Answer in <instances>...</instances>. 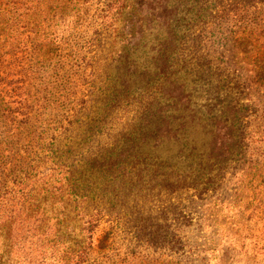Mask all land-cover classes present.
Listing matches in <instances>:
<instances>
[{
    "label": "rangeland",
    "instance_id": "rangeland-1",
    "mask_svg": "<svg viewBox=\"0 0 264 264\" xmlns=\"http://www.w3.org/2000/svg\"><path fill=\"white\" fill-rule=\"evenodd\" d=\"M110 1L0 0V69L9 75L0 87V135L16 141L31 125L55 128L72 108L71 95L89 91L86 84L89 107L98 104L100 111L113 89L108 79L127 76V61H136L139 72L156 71L169 44L166 31L156 27L140 40L116 42L111 21L102 26ZM197 16L182 13L166 71L186 84L191 101L165 111L157 89V117L128 146L148 169L116 185L125 206L113 213V229L107 222L90 232L77 225L72 244L92 249L84 264H264V28L238 29L211 12L197 25ZM152 77V86L166 84ZM26 94L28 105L40 103L30 110L32 123L21 126L22 116L10 114L21 106L11 102ZM137 107L111 120L128 124ZM164 124L175 137L166 138ZM159 137L164 142L156 145ZM136 224L163 238L138 240ZM43 243L37 237L12 245L0 240V264H56L44 258Z\"/></svg>",
    "mask_w": 264,
    "mask_h": 264
},
{
    "label": "trees",
    "instance_id": "trees-1",
    "mask_svg": "<svg viewBox=\"0 0 264 264\" xmlns=\"http://www.w3.org/2000/svg\"><path fill=\"white\" fill-rule=\"evenodd\" d=\"M170 1L112 0L103 10L102 26L106 19L111 21L116 42H122L124 36H129L131 42L140 40L156 27L166 31V43L169 44H165L155 72L149 69L139 72L136 61H127V76L108 79L113 81V89L102 100L104 107L101 105L100 111L96 107L98 104L89 107L86 98L90 96L91 86L86 84L89 91L83 96L76 92L71 95L75 99L72 108L56 122L58 126L55 128L40 131L31 125L25 138L18 137L22 133L15 135L16 141H12L6 132L0 135V240L12 245L11 242H31L37 237L46 246L43 251L45 259L49 257L56 264H84L92 249L89 244L78 243L76 247L72 244L71 237L77 225L87 226L90 232L107 222L113 229V213L125 206L116 195L121 189L116 185L131 176H141L143 169H148L140 164L142 158L132 154L128 146L132 147L133 142L142 136L138 131L150 124L152 117H157L153 107L157 89V97L163 100L165 111H169L171 105L182 106L191 101L183 91L186 84H179L178 78L166 72L179 37L176 29L181 32L179 24L184 21L182 13L195 12L197 25H203L204 16L211 12L214 19L238 29L264 28V0ZM21 67L18 64V68ZM2 73L0 69V87L5 86L9 77L6 72V78ZM152 76L159 77V81L165 79L166 84L152 86ZM7 90L9 86L1 94ZM146 94L152 99H147ZM28 95L23 101L11 102L21 106L10 112L13 119H18L15 115L22 116L21 126L32 123L30 110L40 103L39 99H34V104L28 105ZM133 107L141 108L137 114L135 112L134 119L127 121L128 124L121 126L111 120V115L120 112L127 114L124 117L130 116ZM138 121L140 126L136 124ZM163 129L169 132L167 139H171L170 135L175 137L168 124H164ZM163 142L159 137L156 145ZM103 200L108 203L101 204ZM128 228L131 229L126 226ZM136 229L138 240L148 237V241L157 242L159 237L163 238L159 230L154 231L148 225Z\"/></svg>",
    "mask_w": 264,
    "mask_h": 264
}]
</instances>
